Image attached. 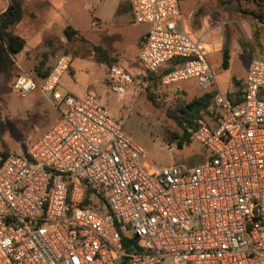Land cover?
I'll return each instance as SVG.
<instances>
[{"label":"built area","instance_id":"1","mask_svg":"<svg viewBox=\"0 0 264 264\" xmlns=\"http://www.w3.org/2000/svg\"><path fill=\"white\" fill-rule=\"evenodd\" d=\"M131 10L148 26L146 72L183 61L163 88L215 89L179 0H132ZM70 65L61 57L41 86L58 123L26 153L0 154V264H264V51L239 91L215 92L194 120L208 157L191 169L151 165L94 94L60 91ZM106 83L118 96L141 85L116 65ZM37 89L26 75L14 83L18 94Z\"/></svg>","mask_w":264,"mask_h":264},{"label":"rangeland","instance_id":"2","mask_svg":"<svg viewBox=\"0 0 264 264\" xmlns=\"http://www.w3.org/2000/svg\"><path fill=\"white\" fill-rule=\"evenodd\" d=\"M9 1L0 0V12ZM119 1L23 0V19L12 32L22 37L26 46L15 57V70L0 74V106L3 110L1 155L23 154V147L28 149L38 142L60 119L59 112L40 89L28 94H18L14 90L16 74L31 77L41 88L44 78L36 73V66L46 71L65 55L70 59L76 77L67 72L59 83V90L65 93L70 91L75 96L86 91L94 94L109 116L122 123L125 135L145 150L151 165L157 168L183 166L191 169L204 163L208 152L197 141L192 140L179 150L175 142L168 140L174 134L181 135L182 130L168 117L167 111L181 115L182 107L206 94L218 91L230 96L232 92L239 91L251 61L264 51V24L256 20V15L263 10L264 0H210L200 8L205 14L210 5L219 4L218 11L222 14L217 32L219 45L214 47L218 55L209 58L217 74L214 90H202L195 80L163 88L157 80L151 81L150 73L145 72L141 85L128 88L123 98L108 90L106 67L91 58V47L85 41L70 42L65 32L71 27L86 41H98L96 32H100V25L97 26L96 16L110 19L116 13ZM181 2L182 7L187 5L184 0ZM92 8L94 12H91ZM193 28L197 32L200 26ZM227 37L230 39L231 59L229 69L224 70L222 51ZM66 48L68 52H65ZM76 48H79L78 53ZM122 69L134 81L143 72L139 65L124 66ZM150 95L155 96L156 102Z\"/></svg>","mask_w":264,"mask_h":264},{"label":"crops","instance_id":"3","mask_svg":"<svg viewBox=\"0 0 264 264\" xmlns=\"http://www.w3.org/2000/svg\"><path fill=\"white\" fill-rule=\"evenodd\" d=\"M184 1H186L187 7L186 6L182 7L181 0H179V5H180V11L182 15L184 16V18L186 19L187 30L203 38L204 42L206 43L207 50H208V60H209L210 56L217 54L216 52L218 51L214 47L219 45V37L217 35V32L219 30V26L221 25V18H222V14L219 12L220 11L218 7L219 4L214 3L213 5H210L208 10L205 12V14H203L200 8L204 5L206 6L207 2L210 0H184ZM131 2L132 0H120L119 3H117L119 5L117 7L116 13L113 14L110 17V19L109 18L105 19L103 17L96 16L97 26L100 25V28H99L100 32L99 31L96 32L98 33V37H99L98 41H94L93 43L85 41V43H87L91 47L90 49L91 51L89 54L96 63L98 62L95 60V54L93 51L94 46L102 47L109 53L111 57V61L109 65L103 64V66L106 67L105 68L106 69L105 71L106 81H107L108 70L111 66H114V65L120 68H124V66L137 67V65H139V67L143 70V72H141L137 76V81L140 80L141 82H142V77L144 76V73L146 72L144 68L142 67V64L139 61V54L141 50V42L146 38V35L148 33V26L137 25L134 23L133 16H132V10H131ZM8 4L9 3L7 2L0 13L4 12L7 9ZM94 11L95 9L92 8L91 12H94ZM195 26L196 27L200 26V29H197L199 31L197 32L194 31L193 27ZM63 46L65 47L64 44ZM67 48L65 49V52H68ZM78 50L79 48H76L77 53H78ZM39 67L36 66V68H39ZM36 68L34 69L35 71H37ZM41 71L44 72L43 69H41ZM68 73L73 75V77H76V74L72 70L71 65H70V69L68 70ZM21 74L22 73H17L16 76L18 77ZM216 77H217V74H216ZM134 86L139 87V85H134ZM39 89L41 91V88ZM67 93L74 95L70 91H68ZM124 96H119V97L123 98ZM50 102L52 103V101ZM208 120L209 122L212 123L211 118H208Z\"/></svg>","mask_w":264,"mask_h":264},{"label":"trees","instance_id":"4","mask_svg":"<svg viewBox=\"0 0 264 264\" xmlns=\"http://www.w3.org/2000/svg\"><path fill=\"white\" fill-rule=\"evenodd\" d=\"M24 16V2L23 0H10L7 9L0 13V74L4 72L13 71L16 68L15 57L24 50L26 41L19 36L13 34L12 30L19 24ZM256 20L264 24V5L263 10L256 15ZM66 35L70 42L74 41H86L84 37L80 36L79 32L71 27L66 29ZM93 51L95 54V60L100 64H108L111 61L109 53L99 46H94ZM222 68L228 70L230 67V39L227 37L224 48L222 51ZM183 61L176 60L168 68L162 71L160 75L150 73L151 81L157 80L160 85L163 77L169 72L175 70L179 64ZM39 67V66H38ZM37 74L40 77L45 78L50 74L53 68L42 72L41 68H36ZM149 86L152 88L151 83ZM213 94H206L200 98L195 99L191 104L180 109L181 115H177L174 111H167V115L171 118L182 130V134H174L172 137H168L170 142H175L177 148L182 150L185 145L190 144L194 131L196 130V124L194 120L197 119L201 112L208 110L212 106ZM150 98L156 102L155 96ZM158 97H156L157 99ZM3 119V110L0 106V126ZM27 148L23 147V153L27 152ZM9 155L5 153L4 156Z\"/></svg>","mask_w":264,"mask_h":264}]
</instances>
